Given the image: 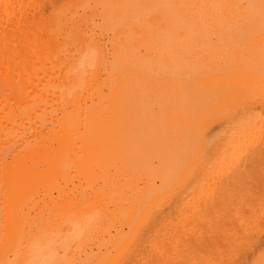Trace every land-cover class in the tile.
<instances>
[{
	"label": "bare ground",
	"instance_id": "obj_1",
	"mask_svg": "<svg viewBox=\"0 0 264 264\" xmlns=\"http://www.w3.org/2000/svg\"><path fill=\"white\" fill-rule=\"evenodd\" d=\"M0 264H264V0H0Z\"/></svg>",
	"mask_w": 264,
	"mask_h": 264
},
{
	"label": "rangeland",
	"instance_id": "obj_2",
	"mask_svg": "<svg viewBox=\"0 0 264 264\" xmlns=\"http://www.w3.org/2000/svg\"><path fill=\"white\" fill-rule=\"evenodd\" d=\"M237 37H238V40H237L236 46H237V47H243V45H242V41H243L244 39H249V38H250V33H249L248 30H246V29H242V30H240V32H239V34H238ZM143 99H146L147 101H149V100H152L153 98H152V96H150V95H148V94H145V95H143ZM155 102H157V101H155ZM155 102L151 103V105L154 106V105L156 104ZM220 127H221V124H220V123H217V122L214 123V124L211 126L210 133H214V132L218 131V130L220 129ZM132 260H134L133 257H131V258L129 259V262H131Z\"/></svg>",
	"mask_w": 264,
	"mask_h": 264
}]
</instances>
